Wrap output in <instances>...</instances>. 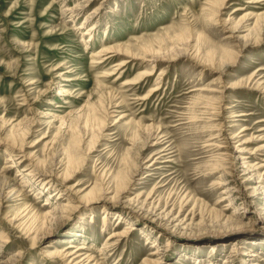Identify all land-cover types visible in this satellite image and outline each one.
I'll return each instance as SVG.
<instances>
[{
    "label": "rangeland",
    "instance_id": "374dc122",
    "mask_svg": "<svg viewBox=\"0 0 264 264\" xmlns=\"http://www.w3.org/2000/svg\"><path fill=\"white\" fill-rule=\"evenodd\" d=\"M1 174L0 264H264V0H0Z\"/></svg>",
    "mask_w": 264,
    "mask_h": 264
},
{
    "label": "bare ground",
    "instance_id": "6f19581e",
    "mask_svg": "<svg viewBox=\"0 0 264 264\" xmlns=\"http://www.w3.org/2000/svg\"><path fill=\"white\" fill-rule=\"evenodd\" d=\"M103 52L105 53H113V52H116V53H120L121 51H118L117 50V47H113V48H108V49H104ZM11 160V159H9ZM150 174V173H149ZM2 175V174H1ZM0 175V187H1V193L5 192V190H7L8 188H10L12 185H13V180H9L6 175ZM14 188H12L11 190H9L8 192L5 193V195L3 196L5 199H6V202H9V201H14L16 200V198H13V196L11 195L12 192H13ZM0 193V194H1ZM46 216V215H45ZM127 230H132L133 229V226H129L126 228ZM126 233V232H124ZM121 236H125V234H120V233H117V234H114V235H111L109 239H112L113 237L117 236V237H120ZM0 242H5V241H2V239H0ZM69 247H74L73 244ZM87 247L85 245L77 248V251L75 252H72L70 253L69 252H58L56 253L59 257H62L63 259H65L68 264H97V263H85L83 262V260H80L79 258L81 257V254L79 252H81L80 250H84L86 249ZM11 260L9 261H5L3 263L5 264H10Z\"/></svg>",
    "mask_w": 264,
    "mask_h": 264
}]
</instances>
